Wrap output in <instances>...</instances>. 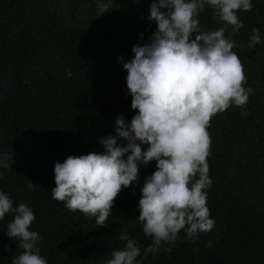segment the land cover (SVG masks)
<instances>
[{
    "label": "trees",
    "instance_id": "1",
    "mask_svg": "<svg viewBox=\"0 0 264 264\" xmlns=\"http://www.w3.org/2000/svg\"><path fill=\"white\" fill-rule=\"evenodd\" d=\"M151 2L0 0V156L13 155L10 167L0 166V191L9 195L14 208L23 202L33 209L30 230L41 236L36 243L47 264H105L113 250L124 247L123 231L140 247L144 233L134 200L140 198V186L155 170V161L139 165V183L118 194L107 226L69 211L64 202L53 199L51 188L55 162L103 152L100 137L115 134L117 116L130 122L135 114L123 63L133 56L132 47L147 43L156 30L155 21L147 19ZM101 3L109 5L103 13ZM252 5L251 11L237 13L243 22L237 32L209 6L197 17L202 31L225 27L243 64L244 86L253 90L244 108L230 106L213 116L208 128L213 145L207 161L212 172L224 176L214 181V213H219L224 227L239 234L245 229L243 219L233 215L234 203L223 199L229 182L236 196L248 183L264 188V43L248 46L253 28L264 40V0H252ZM28 181L34 183L31 190ZM253 194L264 208V194ZM253 194L251 189L242 194L250 212ZM13 216L8 213L0 220V264H11L22 251L19 241L6 234ZM251 222L261 227L260 219ZM179 238L185 240L177 250L164 245L171 248L169 253L161 250L145 257L140 248L138 264H219L218 255H191L186 233L178 235L176 243Z\"/></svg>",
    "mask_w": 264,
    "mask_h": 264
},
{
    "label": "clouds",
    "instance_id": "2",
    "mask_svg": "<svg viewBox=\"0 0 264 264\" xmlns=\"http://www.w3.org/2000/svg\"><path fill=\"white\" fill-rule=\"evenodd\" d=\"M205 6L233 32L243 27L237 13L253 7L252 0H152L147 19L155 21L156 30L147 43L133 46V56L123 63L135 114L130 122L117 116L115 134L100 137L103 152L69 155L54 163L53 199L64 202L71 212L94 218L95 225L107 226L118 194L139 183V165L155 161V170L140 186V198L134 200L144 233L140 247L123 231L124 247L113 250L105 264H138L140 248L145 257L177 250L185 239L175 241L185 233L193 256L218 255L219 264L264 261V208L253 194L254 190L264 194V188L252 183L240 187L242 194L252 190L255 206L250 212L242 194L236 196V187L229 182L223 199L225 204L233 202V215L243 219L245 229L240 234L223 226L211 201L218 185L214 181L224 176L212 172L207 161L213 145L210 122L232 105L244 108L253 90L244 86L243 64L233 51L235 41L225 36V27L200 29L197 17ZM108 8V4L99 5L101 13ZM251 31L250 48L264 43L258 28ZM119 139L126 143L119 144ZM12 156H0V166L10 167ZM33 187L28 181L29 190ZM8 213L14 216L6 234L18 240L22 249L11 264H47L36 243L41 236L30 230L33 209L23 202L14 208L9 195L0 191V220ZM251 219H260L261 227Z\"/></svg>",
    "mask_w": 264,
    "mask_h": 264
}]
</instances>
